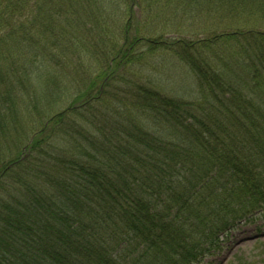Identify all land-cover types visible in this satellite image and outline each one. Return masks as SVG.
<instances>
[{"label":"trees","instance_id":"1","mask_svg":"<svg viewBox=\"0 0 264 264\" xmlns=\"http://www.w3.org/2000/svg\"><path fill=\"white\" fill-rule=\"evenodd\" d=\"M146 1L0 0V159L36 130L0 161V264H200L264 220V0ZM207 9L221 19L193 40L154 35ZM157 43L202 99L136 79Z\"/></svg>","mask_w":264,"mask_h":264},{"label":"rangeland","instance_id":"2","mask_svg":"<svg viewBox=\"0 0 264 264\" xmlns=\"http://www.w3.org/2000/svg\"><path fill=\"white\" fill-rule=\"evenodd\" d=\"M143 5L147 4L146 0H142ZM75 6V5H74ZM78 8V7H77ZM163 10V8H160ZM68 13H61L57 16L55 21L57 27V31H62L64 26L67 27L68 22H70V18H73L71 14V8ZM181 10V8L179 9ZM189 10V9H184ZM124 12V10H123ZM138 16H142L146 18L150 15L151 11L149 10H140L135 8L134 13H139ZM173 13V12H172ZM214 9H207L197 11L196 14L192 17L193 21L190 23L189 21L184 24H180V28L175 23L171 24L174 21L173 15L169 13V25L164 27V20L160 19L156 21L155 24V32L154 35H162L165 38L178 39L179 37L184 36L183 28L188 29V36L191 39L197 38L198 31L202 28L210 27L211 19H221V16L218 13H214ZM171 24V26H170ZM135 26V25H134ZM188 26V27H187ZM77 25H74L73 29L76 31ZM179 28V29H177ZM147 31H150L147 30ZM209 31V29H207ZM178 32V33H177ZM183 32V33H182ZM195 32V33H192ZM151 38H154L150 35ZM187 39V37H186ZM156 46V52L154 53H146L144 59V65L142 64L138 70H136V79L142 83H145L149 86H152L159 91L163 92L165 95L169 96L175 100H181L185 102H194L203 98L197 77L194 71L188 66V64L181 60L179 57L175 56L173 52L170 50L163 49V46H160L158 43ZM144 48L148 49L147 46ZM159 48H161L159 50ZM58 55V54H57ZM211 58V55H209ZM30 58V57H29ZM40 64L41 58L39 59ZM36 67L33 72L34 77H30V86L33 89L32 92L35 96H38L42 91V75L43 70L40 65L35 63ZM61 70L63 73V67L49 69L50 73H58V70ZM38 71V72H37ZM86 76L84 73L81 74L80 79H84ZM62 104V109H64L68 104H70L71 98H64L60 96ZM61 108V105L60 107ZM214 125V124H213ZM226 125V122H225ZM213 131L218 130L217 126H212ZM211 129V128H210ZM209 130V127H208ZM36 131V130H35ZM34 131V132H35ZM30 132L18 140H9V146L11 150L7 151V155L1 157L0 161L10 160L11 158H16V156H20L21 153H26L23 151V148L27 146L33 139V133ZM16 133L13 132L7 134V140L13 137ZM22 144V146L17 150L14 146L16 144ZM12 151V154L10 152ZM202 158L206 156V153H202ZM200 264H264V220L258 219V217L252 218L250 221L242 222L235 230H232L230 233L226 234L222 239V249H218L215 252L208 254L205 258H203Z\"/></svg>","mask_w":264,"mask_h":264}]
</instances>
